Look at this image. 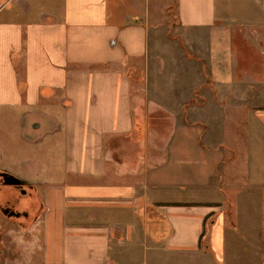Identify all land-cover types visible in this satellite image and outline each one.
I'll use <instances>...</instances> for the list:
<instances>
[{"label": "crops", "instance_id": "obj_1", "mask_svg": "<svg viewBox=\"0 0 264 264\" xmlns=\"http://www.w3.org/2000/svg\"><path fill=\"white\" fill-rule=\"evenodd\" d=\"M223 1L224 12L231 9ZM250 1V12L264 14L259 0ZM170 2L0 0V112L21 118L29 154L19 165L31 178L27 189L35 201L33 209L31 197L18 201L17 209L29 211V219L8 220L21 225L22 249L25 233L41 244L37 261L8 264H225V222H211L202 235L225 201L223 144L236 142L238 131L235 122L231 130L220 122L226 108L236 110L234 102L253 108L247 143L262 149L249 148L243 176L231 169L233 186L241 192L234 200L239 210L246 200L249 206L258 203L253 207L264 204V108L238 102L240 91L232 89L225 103L223 90L205 89L202 102L187 104L190 119L176 124L167 149L153 137L147 151L131 150L137 143L126 64L146 59L151 42L160 45L157 35ZM219 10V0H178L185 29L214 27ZM235 27L263 30L264 24ZM214 43V80L230 81L235 75L229 59L248 44L237 45L226 33ZM254 46L264 59V42ZM193 111L202 112L201 120ZM140 138L142 145L145 137ZM17 169L0 166L11 174H20ZM192 189L195 194L188 193ZM15 193L19 190L0 179V207ZM208 238L202 252L200 242ZM248 255L253 256L248 264H264L260 253ZM226 259L234 264L227 254Z\"/></svg>", "mask_w": 264, "mask_h": 264}, {"label": "rangeland", "instance_id": "obj_2", "mask_svg": "<svg viewBox=\"0 0 264 264\" xmlns=\"http://www.w3.org/2000/svg\"><path fill=\"white\" fill-rule=\"evenodd\" d=\"M227 1L231 9H226L224 12L226 5H224L223 0H219L220 14L214 27L185 29L181 27L179 21L178 0H171L164 15L166 22L163 26L161 25L157 35L160 45L154 46L151 42L146 59H133L127 62L126 71L131 86L134 120L132 139H135L137 143L135 148L132 147L134 145L131 146V150H136V154L143 152V149L147 151L153 137H157L158 146L161 150L167 149L168 140L177 129L176 124L179 126L180 123L183 124L190 119L187 104L202 102L205 89L213 92L215 88L223 90L225 95H220V99L225 103L229 101L234 92L232 89H234L235 92L240 91L239 95L235 96L238 102L249 103L250 100L251 103L264 108V59L258 53L257 47L254 46L256 40L264 42V29H247L242 32L234 29L238 24L245 25L246 23L257 22L264 24V14L257 9L250 12L249 5L252 2L249 0H237L235 7V0ZM259 4L264 7V0H259ZM222 33H226L227 37H230V40L235 41L237 45H240L241 42L248 44V46L241 48L240 52L239 50L235 51L232 57L235 59L234 61L229 59V67L234 72L235 77L225 82L214 80L213 76L214 56H212V52L214 42ZM221 57L227 58L225 55H221ZM222 66L226 70L228 69L227 62H224ZM258 87L259 90L256 89ZM240 104L234 102L233 105H230L234 106L236 110L231 108L227 110L226 108L225 119L220 122L221 126L225 124L229 130H231V124L235 122V132L238 131V133L236 142L231 138L232 141L223 144L225 148L223 151L224 160L219 169L220 173H223L221 184L223 183L225 194L224 205L214 212L213 217L207 220L208 227L204 229L208 233L211 222H216L219 219L225 222L227 237L224 254L225 264H228L226 254L231 259L230 263H252L253 256L248 255L250 250L260 253L262 262H264V204L261 200L263 197L259 199L261 206L253 207L258 203L249 206L246 203L250 202L246 200L241 210L238 208L237 201L234 200L238 198L241 192L233 186L235 181L231 169H234L236 176L238 174L243 176L246 170L245 166H247L246 156H248L249 148L256 149V153L262 152L260 144L247 143L246 124L252 113L250 109L253 110V108L242 103L241 109L237 110L236 106ZM201 113L200 111H193L194 119L201 120ZM199 120L196 122L201 125ZM196 130L197 133H200L201 128L197 126ZM22 134L23 128L18 114L7 110L1 111L0 147H2L4 154L0 151V166L12 164V167L18 168L15 172L21 171L20 174L12 175L30 184L28 179L31 178L26 176L25 169L19 165V162L29 154L27 152L29 145L22 140ZM142 136L145 139L140 145L138 142ZM230 160L232 161L230 162ZM16 189L20 191V189ZM189 192L193 193V189ZM19 197L20 194L15 193L13 200ZM29 198V195H23L20 200L28 201ZM38 204L39 201H37ZM20 226L9 221L8 217L0 211V264L16 263L22 258H31L33 261L39 259L38 250L41 249V244H38L36 237L32 239L33 234L25 233L28 234V237L25 238V249L17 245V240H22L20 236H24ZM208 244L209 238L204 239V242H201L200 250L207 252ZM149 253L150 251H148Z\"/></svg>", "mask_w": 264, "mask_h": 264}, {"label": "flooded vegetation", "instance_id": "obj_3", "mask_svg": "<svg viewBox=\"0 0 264 264\" xmlns=\"http://www.w3.org/2000/svg\"><path fill=\"white\" fill-rule=\"evenodd\" d=\"M1 172V171H0ZM0 179L2 180V183H4V181H3V178L0 176ZM31 188L32 189V187L31 186H29V184L28 183H26V186L24 187V188H22V189H20V191H19V193L18 194H20V197L19 198H17L16 200H11V199H9V200H6V202H5V204H3L1 207H0V210H1V212L2 211H6L7 210V217H10V218H13V217H16L15 215H13V216H9L12 212H15L16 214H18L19 215V217L20 218H30V215L31 214H29V211H19L18 209H17V205H18V201H20V198L23 196V195H29V197H31L30 199H31V202L29 203V205L31 206V208L30 209H33L34 207H35V201H34V199H33V197L32 196H30V193H29V190L27 189V188ZM30 189V190H31ZM23 191H26L25 192V194H23L22 192ZM24 204H26V203H24ZM3 213V212H2Z\"/></svg>", "mask_w": 264, "mask_h": 264}, {"label": "water", "instance_id": "obj_4", "mask_svg": "<svg viewBox=\"0 0 264 264\" xmlns=\"http://www.w3.org/2000/svg\"><path fill=\"white\" fill-rule=\"evenodd\" d=\"M0 176L3 178L5 185L13 186V187H16L18 189H22L26 186V182L24 180L17 178L16 176H14L8 172L1 171ZM25 192L26 191H23L22 193L25 194ZM2 212L4 215H7V210L2 211ZM13 215H15L16 217L19 216L15 212H12L9 216H13Z\"/></svg>", "mask_w": 264, "mask_h": 264}, {"label": "trees", "instance_id": "obj_5", "mask_svg": "<svg viewBox=\"0 0 264 264\" xmlns=\"http://www.w3.org/2000/svg\"><path fill=\"white\" fill-rule=\"evenodd\" d=\"M204 237H205V230H204V233H203V235H202V238H204ZM202 238H201V239H202ZM200 245H201V242H200Z\"/></svg>", "mask_w": 264, "mask_h": 264}]
</instances>
